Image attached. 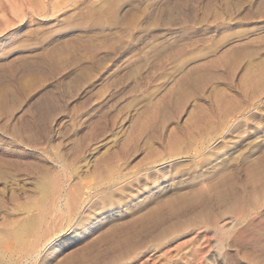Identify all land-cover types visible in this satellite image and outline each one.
<instances>
[{
  "label": "rangeland",
  "instance_id": "obj_1",
  "mask_svg": "<svg viewBox=\"0 0 264 264\" xmlns=\"http://www.w3.org/2000/svg\"><path fill=\"white\" fill-rule=\"evenodd\" d=\"M0 166L90 187L43 264H264V0H0Z\"/></svg>",
  "mask_w": 264,
  "mask_h": 264
},
{
  "label": "bare ground",
  "instance_id": "obj_2",
  "mask_svg": "<svg viewBox=\"0 0 264 264\" xmlns=\"http://www.w3.org/2000/svg\"><path fill=\"white\" fill-rule=\"evenodd\" d=\"M29 134H31V133H29ZM46 134H48V133H45V135ZM37 145H39V144H36V143L35 144H33V143L26 144L27 147H30L33 149L38 147ZM4 173H3V171H0V180L3 179ZM46 174H47V172H46ZM68 181L69 180H68V177L66 176L65 169L60 167L53 174L44 175L41 177L38 176V178L26 182L29 185L33 186L32 188H34V190L36 191V193H35L36 198L32 199V201H30V202L28 201L27 202L28 204H26V205L24 204V205H22V207H17L18 212L17 211H15V212H17V213L20 212L21 217L16 219V220L11 221L7 231L2 232L4 234H2L0 236V264H43L44 261H42L41 259L45 255L41 257V253H42L43 249H45V247L49 244V240H50V239H48L49 234H50L49 233V231H50L49 230V228H50L49 224H50V222H51V220L55 214L61 213L63 216V217L61 216L62 219H64L67 223H70V224H68V226L70 225L69 228L72 227L71 223L74 225L75 224L80 225V223L83 222V220L86 218V215H84V210L86 207H88L89 201L91 200L90 199L91 191L88 192L85 189L90 188V187L87 185L85 187L82 186L84 189L81 188V186L75 187L74 185L69 184ZM74 184H76V183H74ZM115 184L116 183H110L109 185H106V187L101 188V190L99 192H102V191L106 190L107 188H109L113 185L115 186ZM11 185H12V182H11ZM31 186H30V188H31ZM15 189L18 190L19 188H15ZM11 191H13V190H11ZM28 191H29V189H28ZM28 191H27V193H28ZM114 192L115 191L113 189L109 190V192L107 191L106 193L101 194V196L98 198V200L105 203L108 208H112L117 203V198L115 197L116 195L114 194ZM14 198H15V196H14ZM17 203H18V200H17ZM13 205H16V204H13ZM13 208H14V206H12V209ZM12 209H10V210H12ZM14 209H16V208H14ZM88 212H90V211H88ZM95 213H92V214H95ZM4 214H5V212H4ZM61 217H60V219H61ZM54 218H53V221H54ZM64 220H63V222H64ZM0 222H1V220H0ZM60 223L61 222H59V223L56 222L57 225ZM4 225H5V223H4ZM80 227L81 226H79V228ZM115 228H117V227H115ZM119 228L120 227H118V229ZM4 229L6 230V227ZM54 229L57 230L58 228L57 229L54 228ZM109 230H110V228H109ZM111 231H112V229H111ZM113 231H115V230H113ZM77 234H78V232H77ZM98 236L99 235L97 234V237ZM50 237L52 238V236H50ZM99 239H104V236L103 237L100 236L99 238H97V240H99ZM85 244L83 243V245H85ZM83 245H81L82 248H84L85 246L88 248V243L84 247H83ZM90 245L91 244H89V246ZM75 250L76 249H74V252H76ZM77 252H78V250H77ZM74 255H76V254L73 253V251L71 253V250H68L67 254H65V256H64V259H63V257H61L63 260L62 264H69L72 260L71 258L75 257ZM80 255H81V253H80ZM45 257H47V256H45ZM81 257H83V255H81ZM78 258H79V256H78ZM81 259L84 260V258H80V262H83V261H81Z\"/></svg>",
  "mask_w": 264,
  "mask_h": 264
}]
</instances>
